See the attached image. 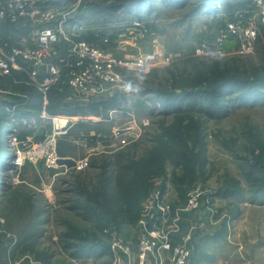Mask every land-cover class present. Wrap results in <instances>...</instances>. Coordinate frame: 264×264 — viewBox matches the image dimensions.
I'll return each mask as SVG.
<instances>
[{
  "label": "rangeland",
  "instance_id": "rangeland-1",
  "mask_svg": "<svg viewBox=\"0 0 264 264\" xmlns=\"http://www.w3.org/2000/svg\"><path fill=\"white\" fill-rule=\"evenodd\" d=\"M6 1L8 0H0L1 3ZM119 1L123 4L130 2L129 0H42L41 2L54 10L58 17L66 15L63 29L72 40H86L92 44V39H95L98 46L107 48L117 46L120 55L143 51V53L154 52L159 58V65L153 69L143 72L123 71L127 85L122 92L128 100L127 103L121 104V107L114 109L113 118L109 121L103 117L100 121L98 117L84 116V112L87 111H77L78 113L75 112L73 116L61 114L67 118L77 116L78 118L70 119L67 128L58 129L61 133L56 139V152L58 157H62L58 152L60 145L62 158L75 160L77 167L69 169L67 166H58L53 163L54 156L46 153L33 160L28 157L29 152L44 143L55 130L54 118L58 114H50L46 109L49 104V92L47 101L42 95L40 114H32L35 112L26 104L22 107L25 109L17 115L13 112L16 105L12 106V103V107L6 105V101H11L10 98H6L8 95L4 97L0 95V112L8 111L6 114L0 113V149L2 146L5 147L6 155H9L6 161L12 164L8 168L2 165L0 180L6 177V185L14 187L12 192L7 190L1 194L0 191V249L6 258L11 253L12 262L28 257L21 264H85L86 262L74 259L72 252L66 249L73 243L69 236L87 235L89 239L93 238L88 241L108 243L110 246L107 231L113 228L131 244L135 259L138 261V223L143 203L153 190L156 178L161 179L164 186L166 195L164 201L176 206L186 203L188 193L194 187H206L214 193L225 179L234 177L241 180L245 193L250 195L249 185L244 178L240 162L242 158L247 157L251 163L260 164V161L250 154L252 145L248 136L249 133H256L264 140V104L261 102H256L255 105L237 104L231 108L229 115L221 119H207V169L210 178L205 180L197 173L193 181L182 184L176 179V175H179L176 173L181 174L183 170L180 166L175 167L168 163L166 174L151 178L149 192L139 203L135 223L125 222L118 225L108 217L104 229L95 233L93 221L85 220L81 214H78L79 212L71 209L77 206L75 204L77 201L86 204L82 196L74 197L75 191L71 192L74 176L80 175L81 178L87 179L85 184L92 190L94 183H97L95 179L100 169L90 167L92 156H99L100 159L102 155H114L123 148L131 146L129 150H135V157H141L155 144L151 136L160 130V123L172 122L173 115L160 113L159 105H154L155 96L148 90L160 83L166 84V80L171 75L170 71L190 70L196 62L212 63L219 60L225 65L237 59L240 67L247 69L252 66L264 67L263 39H260L256 48L248 54H215L207 57L195 55L194 49L197 43L207 41L213 46L214 39L218 35L216 32L218 27L223 25L224 21L227 23L233 21H228L223 7L218 14L207 15L202 12L193 15L191 11L196 0L190 1L184 8L165 6L159 2L151 13L145 11L142 14V21L136 19L138 17L135 14L126 12V9H108L109 4ZM239 1L243 0H230L232 5H236ZM98 5L101 8H98ZM247 8L244 11H251L249 17L244 11L234 8L238 16L235 21L247 19L258 23L259 9L256 5H248ZM139 21L144 26L143 34L134 27V22ZM51 24L56 25V23ZM147 28L148 33L145 30ZM231 44L236 46V41L228 43L227 48H230ZM167 56L172 57L171 63L162 65V60ZM2 98L6 99L4 103L1 102ZM145 104L151 109L155 108L156 113L150 114ZM147 120L148 125L145 124ZM78 123L80 124L77 125ZM69 129L74 130L73 133H77L75 134L77 137L68 135L67 138ZM119 130H128V133L119 134ZM21 157L24 164L18 165L20 163L18 158ZM90 174L94 178V183L87 178ZM218 199L214 198L212 204L215 209L219 208V212L223 211L225 214L224 217L220 213L222 217L220 222L210 224L208 221L211 222L212 217L208 215V209L204 206L199 211L189 213L192 217L188 213L182 217L181 234L191 232L194 235L193 245L196 251L192 264H254L255 261L264 260V202H251L255 206H245L241 198L230 196ZM32 215L36 218L35 222H38L39 235L20 243L16 233L21 228L24 233L28 232L25 230L28 229L25 225H28ZM203 222L204 225L201 224ZM208 229L212 232H208ZM214 231L215 234L202 237ZM215 235V238H211ZM199 236L201 238H197ZM31 246H34L35 250L27 251L28 248H32ZM31 260L34 263H31ZM118 260L120 264H124L126 257L119 255ZM113 261L110 256L105 255L97 264H111ZM3 262L4 259L1 264Z\"/></svg>",
  "mask_w": 264,
  "mask_h": 264
},
{
  "label": "trees",
  "instance_id": "trees-1",
  "mask_svg": "<svg viewBox=\"0 0 264 264\" xmlns=\"http://www.w3.org/2000/svg\"><path fill=\"white\" fill-rule=\"evenodd\" d=\"M129 1V3L125 4L121 3V1L111 3L108 5V9H126V12L135 14L138 17L136 19L143 21V18H141L142 14L145 11L151 13L156 3L160 2L165 4V6L184 8L192 0ZM248 5H254L253 0L239 1L236 5H232L230 0H196L191 13L193 15L202 12L207 15L218 14L223 7L228 21H235L238 18L237 14H235V9L244 11ZM98 8H101V6L98 5ZM250 12L249 10L244 11L248 17ZM226 23L224 21V24L218 27L217 34L226 27ZM27 32V28L23 27L20 29L17 24L5 21L2 24V40L0 44L3 46L8 44V48H11ZM146 32H149L148 28ZM92 40V44L98 45L95 43V39ZM62 42L65 41L62 40ZM238 62V59L231 60L229 64L225 65H222L219 60H215L212 63L194 62L195 64L190 70L178 69L177 71H170L171 75L166 80V84L160 83L158 86L148 89L155 96L154 105H159L160 113L163 115L172 114L173 119L169 124H166L165 121L160 123V130L151 136L155 144L147 153L136 158L135 150H129L131 146H127L114 155H102L100 159L99 156H92L90 167L100 169V173L97 174L95 179L97 181L96 184L91 174L87 176L88 180L94 183L93 190L89 189V186L85 184L87 179L81 178L80 175L74 176L75 178L72 180V186L70 187L71 192H76H74V197L76 195L82 196L86 204L84 205L77 201L75 203L77 206H73L71 209L79 212L78 214H81L85 220L93 221L95 233L104 229V223L108 217L113 219L118 225H122L125 222L135 223L139 203L149 192L151 178L155 175L166 174V165L168 163L175 167L180 166L181 170H183L181 174L180 172L176 173L179 174L176 175V179L182 184L193 181L197 173L205 180L210 178L207 169V119H221L229 115L231 108H234L233 106L237 104L255 105L256 102L264 104V67L252 66L247 69L240 67ZM15 72L13 71L10 76H5L4 79V82L6 81L5 84L7 86L9 84L12 89L7 94L11 101H6V105L9 104L8 106L10 107L16 105L13 112H16L17 115H20L21 110L25 109L22 107L26 104L35 112L32 114H40L43 94L37 87L28 83L26 75ZM71 94L70 86L62 79L49 91L47 112L54 115L69 114L73 116L75 112L78 113L77 111H87L90 115L103 116L105 118L110 110L127 103L128 100L125 93L118 90L112 98L100 102L91 99L83 107H74L67 103V99ZM1 102L4 103L5 100H1ZM16 107H18L17 110ZM147 108L150 114L156 113L155 108ZM1 112L6 114L8 111L3 110ZM84 113V116H89L86 112ZM73 132L74 130L69 129L67 138L68 135L77 137L75 135L77 133ZM248 138L252 145L250 154L257 158L260 164L255 165L245 157L241 159L240 165L244 178L249 185L251 202H264V140L260 139L256 133H249ZM6 151L5 147L2 146L0 149V168L3 164L6 168L12 165L6 161L9 156L6 155ZM58 152L63 157L60 145L58 146ZM5 180L6 177L0 180L1 194H4L7 190L12 192L14 188L13 185L7 186ZM244 195L245 187H243L241 180L235 177L229 178V180L225 179L223 184L219 185L217 190L210 194V204L213 203L214 198L233 196L240 199ZM172 206L173 209L177 207L176 205ZM30 218L28 225H25L28 228L25 230L28 232L24 233L21 228L16 233L20 243H24L28 239L32 240L39 235L38 222H35L36 218L33 215ZM69 238L73 243L68 245L66 249L72 252V257L76 260L98 259L108 253L110 254L111 249L108 243L100 244L101 242L88 241L93 240V238L89 239L87 235L74 234L70 235ZM31 247L27 251L35 250L34 246ZM39 254L43 255L42 253Z\"/></svg>",
  "mask_w": 264,
  "mask_h": 264
},
{
  "label": "built area",
  "instance_id": "built-area-1",
  "mask_svg": "<svg viewBox=\"0 0 264 264\" xmlns=\"http://www.w3.org/2000/svg\"><path fill=\"white\" fill-rule=\"evenodd\" d=\"M41 2L42 0L0 2V42L2 24L5 21L17 25L24 21L30 27L27 45L8 48V44L4 46L0 44V82L2 77L19 71L28 77L29 84L38 88L45 101L50 89L62 79L76 92L75 94L96 99L110 90L122 91L126 87L123 71L143 72L159 65V58L154 52L139 51L120 55L117 46L105 48L86 40L70 39L63 29L66 15L58 17L54 10ZM254 5L259 9L258 23L247 19L227 23L214 39L213 46L207 41L197 43L195 55L207 57L215 54L252 52L258 41L264 40V0H254ZM51 23L56 25L53 26ZM134 27L143 34L142 22H134ZM61 40L68 42L69 48L62 57L57 58L55 55ZM233 41H236L234 49L227 48L229 47L227 44ZM171 60V56L165 57L162 65H169ZM8 93L9 91L3 89L0 84V95L3 97ZM145 124L148 125L149 121H145ZM54 133H57L56 130ZM60 133L61 131L58 132ZM44 143L49 146L41 150L42 143L30 151L28 157L33 160L46 153L54 156L53 163L57 164L56 139L46 140ZM18 161H20L18 165L24 164L22 157L18 158ZM154 184L149 197L143 203L138 223V261L135 259L131 244L127 243L116 229L107 231L115 261L119 255H124L126 264H189L194 247V235L191 232L181 234L182 217L187 213L199 211L203 206L208 209V214L214 217L216 211L209 198L213 192L205 187H194L189 191L186 203L173 209L170 203L164 201L166 195L161 179L156 178ZM27 258L9 264H21ZM3 259L4 252L0 249V264ZM30 262L34 263L33 260ZM87 264L93 262L88 261Z\"/></svg>",
  "mask_w": 264,
  "mask_h": 264
},
{
  "label": "crops",
  "instance_id": "crops-1",
  "mask_svg": "<svg viewBox=\"0 0 264 264\" xmlns=\"http://www.w3.org/2000/svg\"><path fill=\"white\" fill-rule=\"evenodd\" d=\"M18 26H19V28L21 29V28H27L28 29V32H27V34L26 35H23V36H21V38L20 39H18V41H17V46H21V45H27L28 44V40H29V26H27L26 25V23L23 21L22 23H20V24H18ZM59 49H58V52H56V57L57 58H59V57H62L63 55H64V53H65V51L69 48V44L67 43L66 44V42H60L59 43ZM234 47H235V45H232L231 44V49H234ZM15 73H18V74H20L21 72H19V71H16ZM4 79H5V77H2V79H1V82H0V84H1V87L3 88V89H5V90H8V91H12V89L10 88L11 86L8 84V86L5 84L6 83V81L4 82ZM72 90V89H71ZM115 92H117V90H110V91H108L107 93H104V94H102V95H100V96H98L96 99H95V101H97V102H100V101H104V100H106V99H108V98H112L114 95H115ZM10 93V92H9ZM76 92H74L73 90H72V94L69 96V98L67 99V103L68 104H71V105H73L74 107H83L84 105H87L90 101H91V98L90 97H84V96H79V95H77V94H75ZM4 97V96H3ZM6 98H9V97H6ZM2 100H6V99H4V98H2ZM111 111V113L109 112L108 113V116H105V118L104 119H108L107 121H109L110 120V118H113L112 117V113L115 111V110H110ZM110 114H111V116H110ZM90 117L91 116H94V117H98V118H100V121H101V118L103 117V116H95V115H89ZM89 116H87V117H89ZM56 118L57 117H62L63 119H66L67 121H68V123L64 126V128H67L68 127V124L71 122V120L70 119H72V118H74V119H77L78 118V116L77 117H70V118H67L66 116H61V115H58V116H55ZM55 118V119H56ZM92 120V119H91ZM94 120V119H93ZM63 129V128H62ZM62 129H60V130H62ZM113 129H117V128H113ZM55 130H56V132L57 131H59L58 130V128H57V126H56V123H55ZM58 134V133H57ZM216 199H218V198H216ZM223 199V198H222ZM242 200H244V205L246 206V205H250V206H255V204H252L251 203V200H250V195L248 194V193H245V195L241 198ZM219 200V199H218ZM248 203V204H247ZM251 203V204H250ZM213 205V204H212ZM214 209H215V207H214ZM215 211H216V215L214 216V217H212V219H211V222L210 221H208L210 224H213V223H215L216 224V222H220L221 220H222V217L220 216V213H222L223 214V216L225 215L224 213H223V211L222 212H219V208L218 209H215ZM189 214V213H188ZM190 215V217H192V214H189ZM189 215H187V216H189ZM209 215V214H208ZM227 215V214H226ZM197 216V214L195 215V217ZM210 216V215H209ZM225 217V216H224ZM202 225H204V222H203V224ZM214 225V224H213ZM223 226H224V224H223ZM202 229H204V228H202ZM194 232V231H193ZM208 232H212V230H210V229H208ZM212 234H215V231H214V233H210V234H207V235H203L202 237L204 238L205 236H208V235H212ZM216 237V235L215 236H213V237H211V238H215ZM197 238H201L200 236L199 237H197ZM198 245H199V241H198ZM197 246V245H196ZM195 251H196V249L193 247V251H192V256H191V260H190V263L189 264H192V261H193V258H194V254H195ZM106 255H108V256H110L114 261L111 263V264H120L119 263V260H117V261H115V256H114V254L112 253V251L110 250V254L108 253V254H106ZM8 257L6 258L5 256H4V262L2 263V264H9L10 262L12 263V255H11V253H9V255H7ZM104 257V256H103ZM103 257H100V258H98V259H88V260H78V261H82V262H86L85 264H87V262L88 261H92L93 262V264H97L98 262H99V259H101V258H103ZM98 260V261H97ZM95 261H97V263H95ZM124 264H126V262L124 263ZM254 264H264V260H259V261H255V263Z\"/></svg>",
  "mask_w": 264,
  "mask_h": 264
},
{
  "label": "water",
  "instance_id": "water-1",
  "mask_svg": "<svg viewBox=\"0 0 264 264\" xmlns=\"http://www.w3.org/2000/svg\"><path fill=\"white\" fill-rule=\"evenodd\" d=\"M119 134H125L128 133V130H119L118 131ZM59 136V134L54 133L52 136H50L47 140H52L53 138L57 139ZM56 163L58 166H67L69 169L75 168L77 167V162L73 159H65L62 157H58V159L56 160Z\"/></svg>",
  "mask_w": 264,
  "mask_h": 264
},
{
  "label": "bare ground",
  "instance_id": "bare-ground-1",
  "mask_svg": "<svg viewBox=\"0 0 264 264\" xmlns=\"http://www.w3.org/2000/svg\"><path fill=\"white\" fill-rule=\"evenodd\" d=\"M55 123H56V126H57L58 129H62V128L64 129V126L66 125L67 120L63 119L62 117H58V118L55 119ZM48 146H49L48 144L43 143L41 145L40 149L43 150V149L47 148Z\"/></svg>",
  "mask_w": 264,
  "mask_h": 264
}]
</instances>
